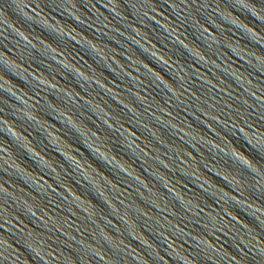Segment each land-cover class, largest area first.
<instances>
[{
  "label": "water",
  "instance_id": "95a60500",
  "mask_svg": "<svg viewBox=\"0 0 264 264\" xmlns=\"http://www.w3.org/2000/svg\"><path fill=\"white\" fill-rule=\"evenodd\" d=\"M0 264H264V0H0Z\"/></svg>",
  "mask_w": 264,
  "mask_h": 264
}]
</instances>
